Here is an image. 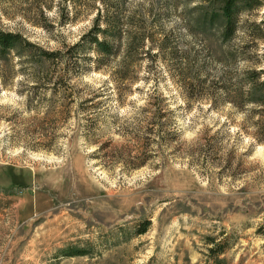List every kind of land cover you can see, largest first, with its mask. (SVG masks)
Returning a JSON list of instances; mask_svg holds the SVG:
<instances>
[{
	"label": "rangeland",
	"instance_id": "1",
	"mask_svg": "<svg viewBox=\"0 0 264 264\" xmlns=\"http://www.w3.org/2000/svg\"><path fill=\"white\" fill-rule=\"evenodd\" d=\"M98 5L2 0L0 28L55 50L78 39ZM218 7L203 0H125L118 7L147 36L134 68L150 75L141 89L169 97L159 126L150 118L156 108L144 106V92L119 96L108 68L73 80L98 88L106 100L89 123L95 142L83 137L85 121L76 114L59 118L46 136L44 95L26 109L18 68L3 73L0 264H264V131L228 104L186 102L171 70L183 57L210 72L221 69L215 57L222 53L221 20L203 19ZM39 8L49 21L33 13ZM63 8L80 17L61 25ZM242 19L264 21V1ZM256 44L257 65L264 67V41ZM171 51H177L173 61ZM207 236L227 247L219 262L207 255ZM74 248L87 254L64 255Z\"/></svg>",
	"mask_w": 264,
	"mask_h": 264
},
{
	"label": "trees",
	"instance_id": "2",
	"mask_svg": "<svg viewBox=\"0 0 264 264\" xmlns=\"http://www.w3.org/2000/svg\"><path fill=\"white\" fill-rule=\"evenodd\" d=\"M72 1L75 3L78 0ZM203 1L219 6L218 11L205 13L203 19L211 23L221 20L218 38L222 53L218 56H215L214 51L211 53L218 59L221 69L210 72L205 62H203L205 65L199 64L196 58L187 61L181 52L182 62L171 64V70L174 71L175 79L181 88L179 94L186 102L207 101L209 108L228 104L239 111L242 110L244 118L245 116L256 118L254 123H259L264 131V67L258 66V60L255 58L258 55L256 43L259 40L264 41V21L242 19L245 12L258 8L264 0ZM97 2L102 6L94 7L95 14L89 18L88 26L78 39L55 50L43 48L19 32L0 28V86L3 87L6 83L3 73H12L17 67L20 77L18 84L25 89L26 109H34L33 103L39 99L38 95L40 93L44 95L43 99L48 109L43 120H48V124L51 125L46 131V136L51 135L53 125L59 118L65 122L76 114L85 121L83 137L90 143L95 142L93 138L95 133L89 123L94 122L93 116L103 107L102 104L106 100L99 98L98 88H93L87 82L76 85L73 80L82 79L83 75L92 71L108 68L113 69L110 76L115 82L119 96L123 92L126 94L132 90H140L144 92V106L156 108V112L150 117L153 119L152 123L159 126L162 124L161 119L166 116L160 109L167 107L168 95L156 89L142 90L140 85L147 84L150 75L140 76L134 72L135 63L140 59L136 58V55L142 53L147 36L138 26H133V16H123L122 11L118 9L123 7L125 0ZM78 12L63 8L59 12V23L67 25L75 22L80 17ZM91 12L92 10H89L84 13L89 16ZM33 13L48 20L44 8H39ZM246 22H249L248 26L244 25ZM36 23L45 27L41 23ZM245 32L249 35L247 42L241 41L242 38L239 36ZM159 50L161 47L154 54L157 55ZM170 53L173 55L171 58L173 61L177 51ZM136 82L139 85L133 88ZM23 92L24 90H19V93ZM174 128L175 133L179 132V125H174ZM263 139L259 140L264 141ZM148 225L149 221L145 222L138 233H144ZM206 243L209 259L219 262L221 260L219 256L225 253L227 247L217 242L214 236H207ZM84 254H87L86 250L76 248L64 252L66 256Z\"/></svg>",
	"mask_w": 264,
	"mask_h": 264
}]
</instances>
